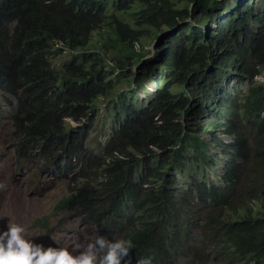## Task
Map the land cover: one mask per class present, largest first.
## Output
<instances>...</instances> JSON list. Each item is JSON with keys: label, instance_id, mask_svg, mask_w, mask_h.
Returning <instances> with one entry per match:
<instances>
[{"label": "trees", "instance_id": "16d2710c", "mask_svg": "<svg viewBox=\"0 0 264 264\" xmlns=\"http://www.w3.org/2000/svg\"><path fill=\"white\" fill-rule=\"evenodd\" d=\"M143 39L156 42L151 58L137 49ZM263 70L264 0H0V91L17 103V164L33 149L44 165L60 158L70 180L93 174L55 213L131 239V264L196 254L200 220L207 245L218 235L215 260L264 264ZM115 73L127 88L93 153L83 122Z\"/></svg>", "mask_w": 264, "mask_h": 264}, {"label": "rangeland", "instance_id": "374dc122", "mask_svg": "<svg viewBox=\"0 0 264 264\" xmlns=\"http://www.w3.org/2000/svg\"><path fill=\"white\" fill-rule=\"evenodd\" d=\"M142 41V44L137 46L138 51L147 54L144 59L153 57L156 51L154 47L156 42L152 44L149 39ZM151 50L152 53H150ZM68 58L69 55L64 54V57L58 58L55 64L60 66L63 59ZM115 76H117L116 73L112 75V79L117 82V86L111 95L105 100L100 98L97 103L100 110L83 122L85 128L90 130L85 146L93 153L101 151V140L108 136L109 129L113 125L110 119L113 109L107 111L109 107L113 106L112 98H115L118 91L122 92L124 88H127V83L123 81V78L116 79ZM257 80L264 81V70ZM145 85L149 86L148 91L142 93L141 99H148V96L153 94L156 89H161L163 82ZM239 86L245 89L247 82H243ZM0 98V185H2L0 187V230H6L8 221H10L12 224L22 225L25 229L24 236L35 240L36 243L83 251V247L102 236L101 233L93 223L84 221L74 213H55L54 207L64 196L69 194L71 188L84 183V180H90L89 177L94 175L91 174L87 178L84 175L83 179L78 177L75 180H70L65 175L56 173L57 169L54 166L41 172V164L36 155L29 157L24 167L22 164H17L11 137L17 107L16 100L2 92H0ZM203 119L201 118L200 121ZM71 123L74 126L78 125L75 122ZM223 164H218L209 171V175H212L214 181H220ZM88 166L89 163L86 164V171ZM224 213L225 210L222 214ZM39 217L48 220V228L37 226L35 221ZM204 223V220H200L198 225L192 226L194 236L192 234L190 236L193 239L190 241V248L191 251L195 250L197 253L181 260L179 264H228L225 261L214 259V256L217 255L216 246L219 240L216 232L210 234L213 239L209 241L208 245L204 242L203 233H201L204 230ZM114 238L107 239L113 240ZM235 262L237 261H234V264Z\"/></svg>", "mask_w": 264, "mask_h": 264}, {"label": "clouds", "instance_id": "9594fccd", "mask_svg": "<svg viewBox=\"0 0 264 264\" xmlns=\"http://www.w3.org/2000/svg\"><path fill=\"white\" fill-rule=\"evenodd\" d=\"M13 128L11 130L12 141L14 139L12 135ZM12 145L15 147V151H17L16 144ZM34 152L33 149H30L25 161L28 162L29 157L34 156ZM38 159L41 164V172H44L48 167L54 166L57 169L56 173L64 175L61 172L60 166L62 162L60 158L47 159L46 165L43 164L44 159L42 157H38ZM209 176L211 177V179L209 178L210 181L217 184L216 182L219 180L214 181L212 175L210 174ZM221 177L219 183L222 181ZM38 219L35 221L38 227L48 228L47 219L43 218V225L37 223ZM95 226L103 237L100 236L88 243L86 247H83V251H80L75 248L70 250L68 247L45 246L43 243H36L35 240L24 236L25 229L22 225L12 224L8 221L6 230H0V264H122V262L123 264H131L132 240L121 239V236L118 234L108 235L103 233L97 225ZM106 237H117L118 239L109 240ZM136 264H153V258L150 256L139 257Z\"/></svg>", "mask_w": 264, "mask_h": 264}]
</instances>
